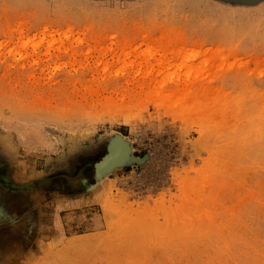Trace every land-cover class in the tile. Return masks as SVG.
I'll return each instance as SVG.
<instances>
[{"label":"rangeland","instance_id":"rangeland-1","mask_svg":"<svg viewBox=\"0 0 264 264\" xmlns=\"http://www.w3.org/2000/svg\"><path fill=\"white\" fill-rule=\"evenodd\" d=\"M0 168V264H264V0H0Z\"/></svg>","mask_w":264,"mask_h":264},{"label":"water","instance_id":"water-1","mask_svg":"<svg viewBox=\"0 0 264 264\" xmlns=\"http://www.w3.org/2000/svg\"><path fill=\"white\" fill-rule=\"evenodd\" d=\"M124 142L125 149L127 153L123 155H119L116 151V143ZM147 157V156H146ZM133 161H143L144 159L135 157L131 154V147L128 142L125 140L124 136L117 133L113 137L110 138L108 144V152L104 155V157L96 163L97 174L100 176L106 172L113 170L116 166L122 164L127 160Z\"/></svg>","mask_w":264,"mask_h":264},{"label":"bare ground","instance_id":"bare-ground-1","mask_svg":"<svg viewBox=\"0 0 264 264\" xmlns=\"http://www.w3.org/2000/svg\"><path fill=\"white\" fill-rule=\"evenodd\" d=\"M238 120V119H237ZM239 121V120H238ZM213 129V128H212ZM115 151L119 154V155H125V153H127L126 149H125V145H121V142L116 143V148ZM66 262V261H65ZM35 263V262H34Z\"/></svg>","mask_w":264,"mask_h":264},{"label":"flooded vegetation","instance_id":"flooded-vegetation-1","mask_svg":"<svg viewBox=\"0 0 264 264\" xmlns=\"http://www.w3.org/2000/svg\"><path fill=\"white\" fill-rule=\"evenodd\" d=\"M2 173H3V171H2V168H0V178L2 177ZM4 240L2 239V233L0 232V247L2 248L3 246H4ZM3 244V245H2ZM4 248V247H3ZM2 248V249H3ZM2 252V253H1ZM0 252V258H2L3 256H4V251L2 250Z\"/></svg>","mask_w":264,"mask_h":264},{"label":"crops","instance_id":"crops-1","mask_svg":"<svg viewBox=\"0 0 264 264\" xmlns=\"http://www.w3.org/2000/svg\"><path fill=\"white\" fill-rule=\"evenodd\" d=\"M1 183V182H0Z\"/></svg>","mask_w":264,"mask_h":264}]
</instances>
